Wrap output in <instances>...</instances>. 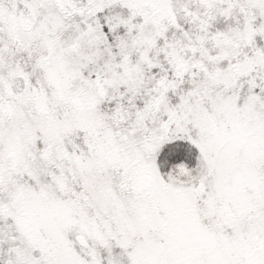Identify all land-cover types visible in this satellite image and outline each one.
I'll use <instances>...</instances> for the list:
<instances>
[{"label": "snow or ice", "instance_id": "6c2138e0", "mask_svg": "<svg viewBox=\"0 0 264 264\" xmlns=\"http://www.w3.org/2000/svg\"><path fill=\"white\" fill-rule=\"evenodd\" d=\"M0 264H264V0H0Z\"/></svg>", "mask_w": 264, "mask_h": 264}]
</instances>
